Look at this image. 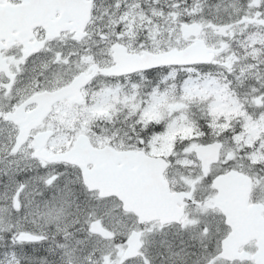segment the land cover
<instances>
[{"label": "snow or ice", "instance_id": "snow-or-ice-1", "mask_svg": "<svg viewBox=\"0 0 264 264\" xmlns=\"http://www.w3.org/2000/svg\"><path fill=\"white\" fill-rule=\"evenodd\" d=\"M0 264H264V0H0Z\"/></svg>", "mask_w": 264, "mask_h": 264}]
</instances>
